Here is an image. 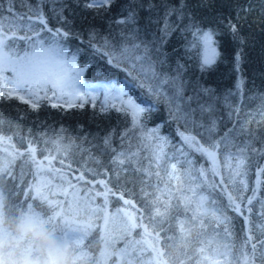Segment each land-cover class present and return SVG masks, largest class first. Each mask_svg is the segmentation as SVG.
<instances>
[{
    "label": "snow or ice",
    "instance_id": "1",
    "mask_svg": "<svg viewBox=\"0 0 264 264\" xmlns=\"http://www.w3.org/2000/svg\"><path fill=\"white\" fill-rule=\"evenodd\" d=\"M8 3L7 16L0 14V104L17 100L35 111L41 100L53 108H83L90 103L101 114L117 113L126 126L115 134L116 146L113 130L97 143L88 141L85 145L82 140L80 144L93 163L102 167L101 157H106L105 179L99 181L104 191L96 193L103 197L104 208L108 207L109 193L119 203L134 207L124 193L129 186L138 187L149 210V223L174 231L178 218L184 216L201 224V233H207L209 229L218 232L227 220L220 218L223 212L216 203L222 199L229 210L244 219L251 264H264V233L253 239L247 218L255 202L260 205L257 218L264 220V200L259 197L264 123L245 115L251 98L244 96L241 74L247 44L242 28L257 8L254 0ZM259 6L264 8V0H259ZM98 19L106 34L97 29L94 22ZM225 37L235 46L231 71L236 81L233 88L218 91L204 81L218 63L228 61L221 51ZM90 54L103 59L124 79L87 84L84 76L91 67ZM82 57L81 65L78 61ZM97 91L103 93L99 108L93 94ZM130 91L136 93L135 98ZM70 96L80 103L70 102ZM259 98L264 101V95ZM160 106L164 119L148 127V117ZM257 111L264 121V103ZM3 122L0 113V127ZM165 125L169 131L162 134ZM30 144L25 143L26 153L20 154L26 162L39 167L48 161L44 149L42 160L36 161ZM109 169L115 190L108 187ZM249 172L256 177L251 189L246 180ZM73 179L82 180L83 174ZM33 191L52 209L53 220L67 218L69 236L86 232L87 225L78 223L71 206L66 212L43 196L39 186ZM206 204L214 210L201 211ZM241 204L245 205L243 211ZM140 215L143 218V213ZM129 226L136 227L130 221ZM224 231L227 233L226 228ZM164 235L167 237V231ZM245 264H249L247 256Z\"/></svg>",
    "mask_w": 264,
    "mask_h": 264
},
{
    "label": "trees",
    "instance_id": "2",
    "mask_svg": "<svg viewBox=\"0 0 264 264\" xmlns=\"http://www.w3.org/2000/svg\"><path fill=\"white\" fill-rule=\"evenodd\" d=\"M117 2L119 3V0ZM254 3L257 8L250 13L242 28L247 41L244 48L245 59L241 67L245 81L242 90L245 97L251 98L245 115L249 119L254 118L257 122L264 123L257 111L264 103L259 98L264 95V8L259 6V0H254ZM8 7V0H3L0 14L7 16ZM94 23L101 33L106 34L101 20L98 19ZM234 47L227 42L226 37L222 40L221 51L228 57V61L218 63L204 81L218 91L233 88L236 81V74L231 71ZM87 59L91 62V67L84 76L86 82L103 84L124 79L122 73L109 68L103 59L91 54ZM83 60L82 57L78 63L82 65ZM98 93L95 101L97 108L103 100V93ZM130 95L135 98L136 93L130 91ZM68 100L80 103L71 96ZM39 103L40 107L35 111L31 110L28 104L17 100L0 104V113L4 118L0 137L6 138L8 142L5 145L0 139V225L5 221L10 225L17 216L24 213L51 221L48 225L50 229L60 240L72 245L81 253L84 264H245L246 256L251 264L250 250L245 241L244 219L229 210L222 199H217L216 203L223 216H220V213H217V216L221 219L227 217V220L219 227L218 232L209 229L207 233H201V224L192 223L184 216L178 218L180 223L174 231L170 228L162 230L149 223V210L138 187L129 186L128 191L124 193V198L131 200L134 207L119 203L109 193L108 207L105 209L103 197L97 196L96 193L104 191L99 181L105 179L103 172L108 168L106 157H101V167L93 163L87 153L80 150V144L82 140L85 145L88 141L97 143L100 137L113 130V145L116 146L115 134L126 126L125 121L115 112L99 113L90 103H85L83 108H53L44 100ZM18 116L21 118L18 119ZM163 119L164 111L160 106L148 117L147 125L153 127ZM168 131L165 125L162 134ZM28 141H31L29 146L35 148L33 155L36 161L42 160L41 149L49 154L48 161L40 163L39 167L26 162L25 157L20 154L26 153L25 143ZM61 160L63 164L60 163ZM81 173L82 180L73 179ZM255 178L252 172H249L246 177L249 189ZM259 178V197L264 200V173ZM107 179L108 187L115 190L110 169ZM34 186H39L42 195L48 196L64 211H69L71 206L78 223L87 225L86 232L80 236H69L68 224L65 222L67 218L53 220L55 214L47 204L36 198ZM258 207L260 205L254 202L251 213L247 214L248 232L253 234V239L264 233V220L256 215ZM244 208L245 205L241 204L242 211ZM117 209L128 216L117 214ZM204 210L214 209L206 204L201 209ZM129 221L136 227L130 228ZM141 226L144 231L140 230ZM165 231L167 237L164 235Z\"/></svg>",
    "mask_w": 264,
    "mask_h": 264
},
{
    "label": "clouds",
    "instance_id": "3",
    "mask_svg": "<svg viewBox=\"0 0 264 264\" xmlns=\"http://www.w3.org/2000/svg\"><path fill=\"white\" fill-rule=\"evenodd\" d=\"M0 264H84L81 253L31 213L0 225Z\"/></svg>",
    "mask_w": 264,
    "mask_h": 264
},
{
    "label": "rangeland",
    "instance_id": "4",
    "mask_svg": "<svg viewBox=\"0 0 264 264\" xmlns=\"http://www.w3.org/2000/svg\"><path fill=\"white\" fill-rule=\"evenodd\" d=\"M86 82V81H85ZM87 84H89V85H100V84H102V83H96V82H86ZM99 91H97V92H94L93 94L94 95H96L97 97H98V95H99V93H98ZM0 139L2 140V142L5 144V145H7L8 144V142H7V139L6 138H1L0 137ZM39 162H40V160H39Z\"/></svg>",
    "mask_w": 264,
    "mask_h": 264
}]
</instances>
